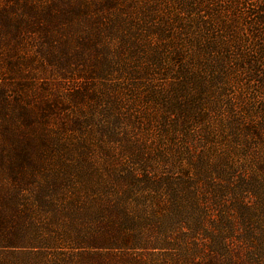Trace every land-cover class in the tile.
Returning a JSON list of instances; mask_svg holds the SVG:
<instances>
[{
	"label": "rangeland",
	"instance_id": "obj_1",
	"mask_svg": "<svg viewBox=\"0 0 264 264\" xmlns=\"http://www.w3.org/2000/svg\"><path fill=\"white\" fill-rule=\"evenodd\" d=\"M261 10L0 0V264H264Z\"/></svg>",
	"mask_w": 264,
	"mask_h": 264
},
{
	"label": "trees",
	"instance_id": "obj_2",
	"mask_svg": "<svg viewBox=\"0 0 264 264\" xmlns=\"http://www.w3.org/2000/svg\"><path fill=\"white\" fill-rule=\"evenodd\" d=\"M261 14H262V16H261V19H260V20H261L262 22H264V10H261ZM200 97H201L200 94H195V95H194L195 100H196V99H200ZM25 161H26L25 157H24V156H20V163L23 164ZM69 165H70V164H69ZM138 177H139V176H138ZM145 177H146L147 179H149L146 175H145ZM138 180L146 181L143 177H139ZM175 183H176V182H175Z\"/></svg>",
	"mask_w": 264,
	"mask_h": 264
}]
</instances>
